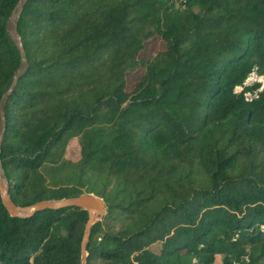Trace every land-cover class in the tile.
Wrapping results in <instances>:
<instances>
[{
  "label": "trees",
  "instance_id": "16d2710c",
  "mask_svg": "<svg viewBox=\"0 0 264 264\" xmlns=\"http://www.w3.org/2000/svg\"><path fill=\"white\" fill-rule=\"evenodd\" d=\"M20 1L0 0V102ZM16 29L27 68L0 137L15 206L102 199L85 264H264V89L245 85L264 75V0H25ZM87 222L12 217L0 196V264H81Z\"/></svg>",
  "mask_w": 264,
  "mask_h": 264
},
{
  "label": "water",
  "instance_id": "95a60500",
  "mask_svg": "<svg viewBox=\"0 0 264 264\" xmlns=\"http://www.w3.org/2000/svg\"><path fill=\"white\" fill-rule=\"evenodd\" d=\"M25 0H21L17 7L14 9L12 15L9 18L7 23V31L12 36L14 41L20 47V55H21V62L18 71L16 72L11 87L9 91L4 95L0 102V114H1V123H0V137L3 135L4 132V108L5 103L8 98L9 93L14 88L18 77L22 74V72L27 68L26 56L21 47V41L16 29V20L17 17L24 5ZM250 80H247L245 83H249ZM0 196L2 198V203L4 207L8 210V213L12 217H27L32 216L33 214L45 210V209H60V208H78L88 212V222L86 224L84 236L82 238L81 243V264H85V260L87 257L85 245L88 241L90 228L96 222L101 221L103 216L106 214V205L104 201L92 194H84L78 197H73L69 199H63L59 201H40L35 203L30 207H17L15 206L8 196V187L5 182V174L0 165Z\"/></svg>",
  "mask_w": 264,
  "mask_h": 264
},
{
  "label": "rangeland",
  "instance_id": "374dc122",
  "mask_svg": "<svg viewBox=\"0 0 264 264\" xmlns=\"http://www.w3.org/2000/svg\"><path fill=\"white\" fill-rule=\"evenodd\" d=\"M176 7H179L178 5ZM180 8V7H179ZM161 49H163V44L159 41V40H154L152 41L151 43H149L147 46H146V49L143 53V57H149L151 55H154L156 54L158 51H160ZM129 89H131L132 85H133V79L134 77L132 76H129ZM247 80H250L249 83H245L246 86L248 85H252V84H259V90L258 91H261L264 89V75H260L258 73L257 70H254L250 75L249 77L247 78ZM246 80V81H247ZM241 87H237L235 89V92H240L241 91ZM251 96L248 95L247 98H250ZM72 151L75 153L74 156H76L77 154V145L75 143V145H73L71 147ZM158 246L155 245L153 246L152 248L153 249H156Z\"/></svg>",
  "mask_w": 264,
  "mask_h": 264
},
{
  "label": "built area",
  "instance_id": "2783aa9c",
  "mask_svg": "<svg viewBox=\"0 0 264 264\" xmlns=\"http://www.w3.org/2000/svg\"><path fill=\"white\" fill-rule=\"evenodd\" d=\"M178 2H180L181 4H183L184 3V0H177Z\"/></svg>",
  "mask_w": 264,
  "mask_h": 264
}]
</instances>
